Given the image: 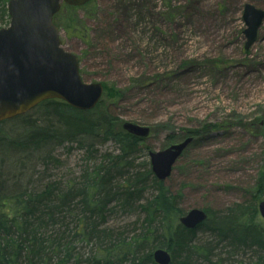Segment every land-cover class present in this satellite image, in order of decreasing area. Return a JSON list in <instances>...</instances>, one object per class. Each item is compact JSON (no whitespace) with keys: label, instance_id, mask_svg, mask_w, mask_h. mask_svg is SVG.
Returning <instances> with one entry per match:
<instances>
[{"label":"rangeland","instance_id":"rangeland-1","mask_svg":"<svg viewBox=\"0 0 264 264\" xmlns=\"http://www.w3.org/2000/svg\"><path fill=\"white\" fill-rule=\"evenodd\" d=\"M248 3L264 9V0H93L56 16L63 47L81 60L84 81L128 90L112 109L122 120L152 127L144 139L148 148L132 158L131 172L114 184L108 198L114 212L96 217L99 229L125 239L139 232L137 222L145 220L140 205L154 190L134 193L126 201L131 169L146 173L151 169L149 151L177 144L193 129L195 140L165 181L172 193L182 194L184 215L198 208L217 221L229 209L254 202L264 174V136L261 126L249 122L264 110V21L246 51L243 14ZM72 19L79 22L77 30ZM7 25L0 22V27ZM143 78L147 84L140 85ZM13 121L0 124V133ZM118 154L113 141L83 147L64 140L52 148L48 169L41 170H49L53 179L75 178L79 183L87 170ZM257 211L258 221L264 222ZM204 223L196 227V242L207 244L210 256L195 264H250L256 259L258 249L239 248L231 238H221L214 226L199 228ZM73 235L62 241L73 252L68 264H85L91 255L98 256V241ZM19 264L29 263L25 258Z\"/></svg>","mask_w":264,"mask_h":264},{"label":"trees","instance_id":"trees-1","mask_svg":"<svg viewBox=\"0 0 264 264\" xmlns=\"http://www.w3.org/2000/svg\"><path fill=\"white\" fill-rule=\"evenodd\" d=\"M8 1L0 0V22L4 24H9ZM73 9L76 8H65L68 11ZM76 25L77 30L79 22L72 19L73 28ZM146 80L140 79V85L147 84ZM104 84L106 93L92 110H77L60 99H48L29 112L14 117L8 129L0 133L1 264H19L25 258L30 262L43 248L59 252L58 244L63 245V239H68L66 231L73 223L69 222V215H80L78 211L82 208L88 209L93 218L80 217L78 223L74 222L78 232L74 230L73 238L78 236L89 241L92 235L96 236L102 247L99 262L96 261L98 264H124L126 260L129 264H146L147 260L156 264L152 253L160 247L172 253L171 264H195L200 259H209L208 245L196 242L198 228L187 229L179 221L184 215L179 207L182 194L172 193L149 168L146 173L137 171L136 174L135 168L131 169L134 171L131 185L125 191V199L130 202L134 193L139 196L150 187L154 190L152 196L140 205L145 220L137 222L139 232L129 239L119 235L114 238L106 230L87 235L89 229H98L96 214L108 205L114 184L118 185L117 180L126 178L131 172L127 168L133 166V157L144 151V140L124 130L125 120L112 109L128 90L118 88L115 83L111 87ZM187 132L186 137L196 134L194 129ZM64 140L83 144V147L89 143L92 146L95 142L113 141L119 146V154L105 158L108 161L92 171L87 170L83 182L77 183L75 178L47 182L44 178L48 176L41 168H47V162L52 159V148ZM260 178L251 206H235L217 221L209 212L208 219L199 226H214V231L221 232V238H231L239 248L258 249L256 259L250 264H264V222L258 221L256 202L264 196V174ZM77 199H81L82 206ZM54 227L58 230V241L42 237L41 231ZM236 252L233 253L238 254ZM59 253L56 264H68L73 256L69 244ZM234 264L241 263L236 261Z\"/></svg>","mask_w":264,"mask_h":264},{"label":"water","instance_id":"water-1","mask_svg":"<svg viewBox=\"0 0 264 264\" xmlns=\"http://www.w3.org/2000/svg\"><path fill=\"white\" fill-rule=\"evenodd\" d=\"M91 0H10V23L0 28V122L23 115L47 99H61L79 110H91L103 96L101 82L87 83L82 79L79 57L62 45L60 28L54 22L62 4L82 6ZM243 18L246 24L245 50L258 39L264 21V10L246 4ZM263 129L262 116L250 123ZM123 128L140 138H147L149 126L125 121ZM194 138L187 137L162 151H150V163L156 178L165 182L174 166ZM146 148L145 143L142 144ZM264 219V200L259 202ZM208 218L206 211L192 209L180 218L187 229H195ZM158 264H170V252H154Z\"/></svg>","mask_w":264,"mask_h":264},{"label":"bare ground","instance_id":"bare-ground-1","mask_svg":"<svg viewBox=\"0 0 264 264\" xmlns=\"http://www.w3.org/2000/svg\"><path fill=\"white\" fill-rule=\"evenodd\" d=\"M37 107V106H36ZM99 143L100 142H95L92 146H94V147H96V146H98L99 145ZM88 146L90 145V143L89 144H87ZM46 168V167H45ZM48 169V168H47ZM44 170L45 171V174L48 176L47 178H44V180H46L47 182L48 181H50V180H52L53 179V176H54V174L52 175L51 174V172L49 171V170ZM56 180V179H55ZM59 181V179H57V181L56 182H58ZM77 203H79V205L80 206H82L83 204L81 203V199H77ZM109 205L110 204H108V205H106V207L100 212V213H98V214H96V216H97V219L99 220L100 219V217H109V214L110 213H113L114 212V208H112V207H109ZM81 208V207H80ZM78 213H80L81 215H77V214H70L69 216H70V218H69V222H73L72 224H70V226L68 227V229H67V231H66V233L67 234H72V233H74V230H75V232H78V228H77V224L76 225H74V222H76V223H78V221H79V218L80 217H86L87 218V220H88V218L89 217H92L93 218V216H92V214H91V212L88 210V209H86V208H82L81 209V211L80 212H78ZM72 215V216H71ZM90 219V218H89ZM97 228V227H96ZM96 228H92V229H89L88 231H87V235H90V234H92L93 232H96V231H98V230H101V229H96ZM41 233H42V237H45V238H47V239H51V240H55V241H58V230H57V228L56 227H54V228H48V229H45V230H43V231H41ZM75 234V233H74ZM75 236V235H74ZM76 238H77V240H79L80 239V237H78V236H76ZM92 239H95L96 241H98V239L96 238V236H93L92 235V238H91V240ZM29 242V241H28ZM100 242L98 241V243H97V245L99 244ZM58 244V243H57ZM59 245V252L60 251H64L65 250V245H62V244H58ZM70 245V244H69ZM101 246V245H100ZM100 246H97V247H100ZM158 249H165V250H168L169 251V249H167V248H165V247H160V248H156L154 251H153V253H152V259H153V261L156 263V264H158L157 262H156V260H155V257H154V252L156 251V250H158ZM76 251L78 252V249H76ZM58 251H54V250H52V248H43L42 250H40V251H38L37 252V257H36V259H34V260H32V261H30V262H28V260H27V262L29 263V264H45V263H48V262H52V261H56V260H58L59 259V253ZM170 252V251H169ZM81 253V252H80ZM72 254H73V252H72ZM82 255H84L83 253H81ZM170 255H171V258H172V261H173V255H172V253H170ZM99 257L96 255V256H94V255H91L90 256V258L89 259H87V261H86V259L84 260V263L86 264V263H88V262H91L92 264H98L96 261H98L99 262ZM171 261V262H172ZM51 262L49 263V264H51ZM57 262V261H56ZM1 264V263H0ZM102 264V263H101ZM124 264H129V260H126L125 261V263ZM146 264H152V262L150 261V260H147V263ZM171 264V263H170Z\"/></svg>","mask_w":264,"mask_h":264}]
</instances>
